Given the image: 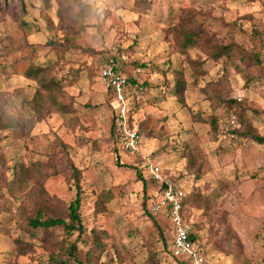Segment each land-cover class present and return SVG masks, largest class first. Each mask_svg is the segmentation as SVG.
<instances>
[{
  "label": "rangeland",
  "instance_id": "1",
  "mask_svg": "<svg viewBox=\"0 0 264 264\" xmlns=\"http://www.w3.org/2000/svg\"><path fill=\"white\" fill-rule=\"evenodd\" d=\"M148 1L149 7L139 6L140 0H49V6L43 0H0V91L5 92L6 111L25 121L21 131H0V183L6 176L11 180L17 163L42 162L46 167L43 181L32 179L21 191L2 190L0 264H46L58 250L66 237L61 228L46 237L39 232L35 238L23 233L16 220L23 201L40 191V204L65 210L77 193L73 167L82 172L79 212L86 232L97 227L110 236L103 264H143L150 247L158 250L159 264H184L170 253L173 231L165 213L153 217L147 213L159 187L150 178L152 162L178 180L187 193L200 190L215 197L213 205L187 213L204 264H264V145L246 139L233 144L225 136H215L207 122L193 119L197 114L205 120L214 111L203 89L223 76L225 58L207 59L206 74L196 75L168 33L171 19L193 8L217 40L259 46L260 39L252 32L258 27L264 33V0ZM65 47V57L58 58L55 49ZM113 48L126 52L132 62L151 65L141 81L149 76L153 89L167 88L159 98L150 91L135 100L132 125L146 131L141 162L121 150L111 132L113 112L99 74ZM198 54L206 58L190 50L191 59ZM30 63H56L60 74L70 76L68 91L75 97L79 119L75 127L59 114L38 120L24 102L36 87L23 76ZM228 69V88H215L227 89L223 95L228 99L240 96L248 108L246 116L264 135V81L246 85L234 68ZM175 70L187 82L185 106L171 93ZM180 143L197 146L205 154L199 178L186 170V159L176 150ZM117 156L122 165L117 164ZM139 167L146 189L136 175ZM102 193L112 199L105 211L97 213L96 200ZM154 220L162 227L165 244ZM17 238L27 253L20 254ZM78 244L84 247L82 241Z\"/></svg>",
  "mask_w": 264,
  "mask_h": 264
},
{
  "label": "trees",
  "instance_id": "2",
  "mask_svg": "<svg viewBox=\"0 0 264 264\" xmlns=\"http://www.w3.org/2000/svg\"><path fill=\"white\" fill-rule=\"evenodd\" d=\"M20 1L23 2L25 0ZM43 1L49 6V0ZM82 5L84 6V4ZM138 5L149 7L150 1L140 0ZM198 15V12L191 8L181 10L179 14L171 19L172 21L174 20V22H171L168 33L174 41L175 49L178 53L184 55L186 59H188L196 75L203 76L206 74L203 66L207 59L219 62L225 58V71L218 82L208 83L203 89V93H205L211 100L214 111L209 118L205 120L197 114L193 115V119L207 122L210 125L212 132L218 137L220 135L224 136V118L228 115L236 114L240 126L238 129H235L234 132L240 141L243 139L253 140L258 144L264 145V135L257 132L249 118L246 116V111L248 109L246 104L241 101L226 98L225 94L227 89L215 88L218 85H224L228 88V67L234 68L236 72L243 77L246 85H250L254 81H264V33L259 31L258 27H254L252 35L254 37H259V46L253 45L252 47H246L242 43L234 40L222 42L217 40L215 33L198 18ZM49 43L54 44L52 40H49ZM66 49V47L56 48L55 50L58 52L57 57L61 59L64 58L65 54L63 53H65ZM116 49L120 53L126 54L123 50L119 48ZM192 49L202 52L206 55V58L202 59V56H199L198 54L196 59H191L190 50ZM56 63H59V60ZM56 63H50L47 65L30 63L28 65L23 76L25 79L33 81L36 84V87L33 95L30 98L25 97L24 102L30 107L38 120L43 119L47 114H59L64 119L65 123L73 128L75 127V122H78L79 119L75 115V97L68 91L69 83L71 82L69 79L70 76L60 74L59 66ZM168 67L170 66L168 65ZM137 68L141 70L140 77L147 69H149L146 64L139 65L136 62H132V60H129L128 63L122 66L130 90L134 89L138 83L135 81V71ZM174 74L175 78L171 93L181 105L185 106L187 82L182 72L175 70ZM147 84L146 80H140L139 82V86L144 90V94L147 92ZM166 92L167 88H165L164 94ZM223 92H225L224 95ZM4 96L5 92L0 91V131L23 130L25 128L24 119L6 111L7 102L5 101ZM135 109L136 108L134 107L129 110L130 125L142 136V134L146 132L145 129L141 126L135 128L132 125L131 113ZM218 109H223V111L220 113L217 111ZM112 112H114V109H112ZM111 132L116 143H118V135L115 128V116L112 119ZM176 150L180 151L182 157L186 159V170L194 171L197 178H199L200 176L198 173L201 172L203 163L206 161L205 154L202 150L197 146L191 147L182 143L177 145ZM140 154L141 150L135 156L136 158H140L141 162L143 161V157H141ZM117 164L122 165L119 162L118 156ZM45 168V164L42 162H32L28 164L17 163L14 166L11 180L9 181L6 176V179L4 178V181L0 183V196L2 195V190L4 188L16 192L25 189L32 179L43 181ZM135 169L137 178L143 181L144 189H146L147 182L142 176L141 167ZM72 177L74 178L77 190L76 198L70 202L65 210L58 212L50 205H47L46 202L40 204L38 201H43L40 200L43 196V191H40L34 195H29L26 201H23L24 209L18 212V218L16 220L17 225L21 228L23 233H27L35 238L38 237L39 232H42L41 235L43 234V236L46 237L48 233H51V231L56 228H61L63 230L66 237H64L63 241L59 243L58 252L55 251L50 254L46 264H103L101 258L103 254L109 250L107 240L110 236L106 230L97 227L92 228L89 233L86 232L79 212L80 195L82 192L81 170L73 167ZM150 178L155 185L159 186L158 193H160L164 189L163 186L157 183L152 177ZM111 199L112 197L110 194H100L96 200L97 213L105 211L106 205ZM214 201L215 197L212 194H203L200 190L187 193V197L182 206V215L189 220L187 216V213H190L189 211L194 208H203L210 204L213 205ZM27 208L30 209L27 210ZM147 213L150 217L154 216L149 210H147ZM154 224L157 227L160 239L165 244L166 240L162 227L156 220H154ZM74 236L75 238H73ZM194 239L198 241L197 233ZM79 241H82L84 245L83 248L79 246ZM15 243L18 245V251L20 254L28 252V249H26L27 247L21 246L23 245V242L20 238L15 239ZM147 255L148 257L143 264H159V252L155 247H150ZM174 258L186 264L184 260L177 257Z\"/></svg>",
  "mask_w": 264,
  "mask_h": 264
},
{
  "label": "built area",
  "instance_id": "3",
  "mask_svg": "<svg viewBox=\"0 0 264 264\" xmlns=\"http://www.w3.org/2000/svg\"><path fill=\"white\" fill-rule=\"evenodd\" d=\"M129 60L128 55L113 48L111 54L101 64L99 76L103 86L112 94L118 145L127 154L135 156L141 150L143 141L138 131L130 125L129 95L143 94L144 90L139 86L141 73L139 68L135 71V81L138 83L134 89L129 90L127 77L122 70V66ZM235 99L241 101L242 98L235 96ZM239 126L236 114L228 115L223 120L224 136L233 144L240 141L234 132ZM149 172L151 177L164 188L152 202L150 211L153 215L163 212L170 220L174 236L170 248L171 254L184 260L186 264H204V253L194 239L196 236L194 224L182 215L183 202L187 197L186 190L176 179L165 174L158 164H151Z\"/></svg>",
  "mask_w": 264,
  "mask_h": 264
},
{
  "label": "crops",
  "instance_id": "4",
  "mask_svg": "<svg viewBox=\"0 0 264 264\" xmlns=\"http://www.w3.org/2000/svg\"><path fill=\"white\" fill-rule=\"evenodd\" d=\"M149 68H150V66L151 65H147ZM168 66V65H167ZM148 70V69H147ZM147 70L145 71V73H143L142 75H145L146 74V72H147ZM162 71H164V70H162ZM148 79H145L146 81H147V85L148 86H146V90H147V92L144 94H130L129 95V110H130V108L132 109V108H134V106H135V100L137 99V98H141V97H143L144 95H146L148 92L150 93V91L154 94V96H156L157 98H159L161 95L160 94H164V91H165V87H162V86H160L159 88H158V90H156V89H153L152 88V86H151V84H152V81H153V79H151L149 76H146ZM144 81V80H143ZM105 88V87H104ZM105 90H106V92L108 93V95H109V104H110V107L112 108V109H114L113 108V105H112V94H111V92L109 91V90H107L106 88H105ZM130 90V89H129ZM145 90V91H146ZM159 94V95H158ZM114 112H115V110H114ZM113 112V117L115 116V113ZM143 144V143H142ZM127 154V153H126ZM129 155V154H128ZM151 164H157V163H155V162H152ZM150 164V165H151ZM159 165V164H158Z\"/></svg>",
  "mask_w": 264,
  "mask_h": 264
}]
</instances>
